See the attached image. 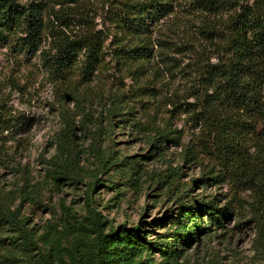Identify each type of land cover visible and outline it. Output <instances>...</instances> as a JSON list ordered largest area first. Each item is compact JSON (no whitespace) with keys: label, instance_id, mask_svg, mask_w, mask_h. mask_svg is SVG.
Wrapping results in <instances>:
<instances>
[{"label":"trees","instance_id":"16d2710c","mask_svg":"<svg viewBox=\"0 0 264 264\" xmlns=\"http://www.w3.org/2000/svg\"><path fill=\"white\" fill-rule=\"evenodd\" d=\"M95 1L102 9L106 8L98 29L88 25L81 16L91 0H56L59 9L43 5V2L20 4L17 0H0V38L24 34L19 37L22 45L27 50H37L41 38L48 37V47L41 50L43 64L52 80L63 89L61 100L68 98L77 105L80 100L90 97L88 85L95 74L104 69L106 55L120 74L137 83L133 94L140 92L139 96H145L149 94L141 93L143 89L148 90L142 85V78L148 72L147 66L153 69L151 59L155 53L158 52L161 59H168L167 67L168 64L174 67L175 54L189 52L183 51L186 46L204 40L207 43L204 48L215 50L216 60L203 63L201 60L206 51H193L201 64H196L197 77L188 90L194 101L170 100L168 104L173 110L189 115L198 127V148V143H190L184 147L182 156L185 161H196L202 168L201 177L192 180L193 183H202L205 188L210 181L226 180L234 191L222 205L215 198L204 201L203 196L199 200L191 197L186 203H180L174 228L166 240L157 244L146 242L140 224H121L106 229L102 214L89 205L83 224L88 240L81 244L71 232L73 225L69 217L63 218L61 235L49 239L48 249L39 252V258L42 264H52L53 260L57 264H155L152 252L158 249L164 264H174L181 258L183 246H188L201 234L208 237L215 227L224 226L222 220L231 214L229 203L243 200L239 193L250 190L254 195L253 203L264 206V0ZM45 13L54 23L43 21ZM184 14L199 17L198 29L192 20L183 21ZM192 26L198 30V36L191 32L192 28L189 31ZM199 35L203 39L196 40ZM109 36L113 38L112 47L105 45ZM183 40L188 45H180ZM155 46L161 51H153ZM81 85L84 89L80 92ZM124 96L122 93L112 95L107 107L109 118L117 115L124 118L119 120H129L132 129L148 135L146 138L150 151L154 150L153 155L163 152L167 142L181 145L179 130L170 128V120L159 125L156 111L143 110L141 116L145 120L142 121ZM10 114L0 107L3 144L19 120ZM72 125L67 121L63 132V140L71 148ZM174 133L177 135L173 136ZM98 156L101 172L112 166L118 173L128 172L138 162L131 156H123L120 160L110 154ZM127 158L129 161L125 160ZM69 169L71 167L57 172L62 174ZM70 175L76 177L77 173L71 170ZM171 176H176L174 169ZM58 179L54 177L55 181ZM97 182L94 179L86 184L89 202ZM6 199L2 193L0 224L13 221L23 242L36 246L33 229L25 226L27 219L19 217V208L11 209ZM202 215L206 216L205 221ZM203 222L206 225L202 226Z\"/></svg>","mask_w":264,"mask_h":264},{"label":"rangeland","instance_id":"374dc122","mask_svg":"<svg viewBox=\"0 0 264 264\" xmlns=\"http://www.w3.org/2000/svg\"><path fill=\"white\" fill-rule=\"evenodd\" d=\"M55 1L17 0L20 4L43 2L59 9ZM91 1L81 16L88 25L98 29L106 8ZM184 17L183 21L192 20L198 29L200 20L196 14H184ZM51 19L44 14V22L54 23ZM193 26L189 31L192 28L191 32L198 36ZM22 36L24 34L17 33L8 39L0 38V107L19 119L5 144L3 138L0 139V195H6L8 206L19 208V217L27 219L25 226L33 229L36 246L23 242L13 221H4L0 224V264H42L39 252L48 249L50 238L61 235L60 224L67 217L73 225L71 232L81 244L85 243L88 232L83 224L89 205L102 214L106 229L140 224L146 242L157 244L166 240L174 228L180 203L203 196L204 201L215 198L222 205L230 199L234 189L226 180L210 181L205 188L202 183H193L201 177L202 168L196 161H185L182 156L185 146L198 143V127L189 115L173 110L168 104L170 100L194 101L188 90L197 77L196 64H201L193 51H206L203 63L216 60L215 50L204 48L207 43L200 40L201 35L195 38L201 42L194 41L191 45L185 40L179 42L188 45L183 51L189 52L175 54L174 67L168 64V68V59H161L158 52L155 53L151 59L153 69L147 66L148 72L142 78V85L148 90L143 89L141 93L149 94L145 96H139L140 92L133 94L137 83L120 74L106 55L104 69L96 73L88 85L90 97L80 100L78 105L68 98L61 100L63 89L52 80L43 64L41 50L48 47V37L41 38L37 50H27L19 38ZM111 40L109 36L105 45L112 47ZM153 51L161 50L155 46ZM117 93L125 95L123 99L142 121L145 120L141 116L143 110L156 111L159 125L170 120V128L179 130L181 145L167 142L163 152L153 155L148 135L132 129L129 120H119L124 118L117 115L107 116L112 95ZM85 112L87 114L83 115ZM67 121L73 124V149L63 140ZM108 154L118 160L123 156L137 160L131 170L133 174L131 171L118 173L115 166L101 172L98 155ZM68 167H71L70 174L71 170L76 171V177L66 170L62 174L57 172ZM172 169L176 172L174 177ZM54 177L59 179L55 181ZM94 179L98 180L97 187L90 194L89 202L86 184ZM239 196L243 200L229 203L231 214L222 220L224 226H213L215 230H210L208 237L201 234L197 240L183 246L181 258L174 264H264V206L253 203L254 195L250 190ZM201 217L205 221L206 216ZM152 254L155 264H164L158 249ZM52 264L57 261L53 260Z\"/></svg>","mask_w":264,"mask_h":264}]
</instances>
